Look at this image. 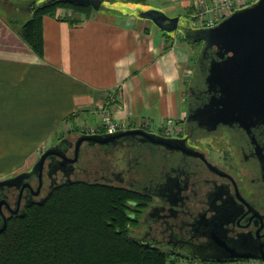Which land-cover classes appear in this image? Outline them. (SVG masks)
I'll list each match as a JSON object with an SVG mask.
<instances>
[{
  "label": "flooded vegetation",
  "instance_id": "obj_1",
  "mask_svg": "<svg viewBox=\"0 0 264 264\" xmlns=\"http://www.w3.org/2000/svg\"><path fill=\"white\" fill-rule=\"evenodd\" d=\"M183 123L176 136L154 131L162 142L141 135L117 145H78L85 132L58 139L60 154L48 157L42 172L31 167L19 185L0 188V228L5 227L0 236L11 220L44 203L58 185L96 181L138 195L128 204L129 236L144 247L164 250L170 260L201 261L188 254L206 252L207 229L216 225L231 238L256 235L259 228L264 240V126L248 131L221 125L208 131L193 121ZM220 131L229 134L237 164L230 160L227 167L213 158L215 146L206 139Z\"/></svg>",
  "mask_w": 264,
  "mask_h": 264
},
{
  "label": "crops",
  "instance_id": "obj_2",
  "mask_svg": "<svg viewBox=\"0 0 264 264\" xmlns=\"http://www.w3.org/2000/svg\"><path fill=\"white\" fill-rule=\"evenodd\" d=\"M113 1L109 9L90 16L62 6L44 15L45 56L41 58L22 32L29 13L18 5L31 0H10L18 7L13 13L16 18L6 19L8 15L0 13L2 103L17 102L21 111L28 112L21 114L24 117L62 116L90 112L118 88L114 114L129 128H141V121L147 119L152 124L149 130L160 131L168 116L183 126L196 47L201 42L185 35L186 28L199 26L189 17L184 21V15L192 12L197 0ZM150 7L179 15L183 30L168 33L141 17L139 11ZM176 264L191 261L177 259Z\"/></svg>",
  "mask_w": 264,
  "mask_h": 264
},
{
  "label": "water",
  "instance_id": "obj_3",
  "mask_svg": "<svg viewBox=\"0 0 264 264\" xmlns=\"http://www.w3.org/2000/svg\"><path fill=\"white\" fill-rule=\"evenodd\" d=\"M60 0H31L29 10L41 4ZM68 3L89 4L94 10L102 0H62ZM140 16L151 19L159 28L173 33L181 26L179 15H169L155 7L139 11ZM185 35L195 42H202L198 57L202 76L200 84L190 87L186 122H196L200 128L215 131L221 125H238L248 131L264 126V0H256L246 7L238 8L215 26L186 28ZM146 136L162 142V136L145 128L118 129L114 132L81 133L78 145H117L132 136ZM58 144L51 145L33 165L31 172L43 171L48 157L60 154ZM31 172L0 180L2 186H15L28 178ZM24 216V214H23ZM5 227L0 228L2 231ZM209 240L206 252L200 256L188 255L201 261L264 260V240L259 228L256 235L245 232L239 238H231L220 226L207 229ZM206 232V230H205ZM211 245V246H209ZM192 254V255H191Z\"/></svg>",
  "mask_w": 264,
  "mask_h": 264
},
{
  "label": "trees",
  "instance_id": "obj_4",
  "mask_svg": "<svg viewBox=\"0 0 264 264\" xmlns=\"http://www.w3.org/2000/svg\"><path fill=\"white\" fill-rule=\"evenodd\" d=\"M27 4L18 5L29 13L22 32L41 58L44 15L62 6L90 16L93 8L60 0L31 11ZM137 199L132 190L102 182L58 185L44 203L9 222L0 236V264H176L164 250L129 236L128 204Z\"/></svg>",
  "mask_w": 264,
  "mask_h": 264
},
{
  "label": "rangeland",
  "instance_id": "obj_5",
  "mask_svg": "<svg viewBox=\"0 0 264 264\" xmlns=\"http://www.w3.org/2000/svg\"><path fill=\"white\" fill-rule=\"evenodd\" d=\"M255 1L256 0H250L251 3ZM135 2L137 1L135 0ZM12 3L13 2H10V0H0V13L4 16L8 15L6 19L11 17L16 18V16H13V13L18 7L14 6ZM113 3H115L113 0H103V5L97 11L107 10L114 5ZM137 3L141 4L140 2ZM196 3L192 11L195 10ZM27 5L25 6L27 7ZM94 12H96V10L92 8V13ZM192 13L193 12H190L188 16L186 13L184 15L186 16L184 21L187 17L191 18ZM200 24L201 23L197 22L196 25L199 26ZM202 49V43L200 42L196 47L197 52L195 54L197 59ZM198 66L197 60L193 67L194 77L189 86V93L192 85L202 82V76ZM113 91H116V95L114 101H111L110 97L111 94L114 93ZM107 96V102L104 101L96 105L90 112L87 110H78L77 112L62 116L53 114L28 117L21 116V114L28 112L21 111L17 106V102L13 105L2 103L0 96V180L16 175L21 171L29 170L31 167L34 168L32 165L41 156L40 154L43 150L55 144L58 139L64 136L76 135L81 132H104L105 128L102 123L104 113L107 114L108 112L112 115L111 117L113 120H118L114 113L118 109L117 100L119 99V89L114 88L110 90ZM32 110L36 111L34 109H31V111ZM143 120L148 121L147 119ZM215 136L214 138L206 139V143L212 141V146H215L214 148L216 150L212 155L213 158L226 164L225 166L227 167L230 164V160H234L237 164L235 146L230 141L229 134L220 131V133ZM239 171L240 170L237 169L236 174L241 176ZM172 260L176 261L177 259L172 258Z\"/></svg>",
  "mask_w": 264,
  "mask_h": 264
},
{
  "label": "built area",
  "instance_id": "obj_6",
  "mask_svg": "<svg viewBox=\"0 0 264 264\" xmlns=\"http://www.w3.org/2000/svg\"><path fill=\"white\" fill-rule=\"evenodd\" d=\"M250 0H197L196 8L193 13L191 14V19L195 24L197 22L201 23L199 27H206L210 28V26H215L222 22V19L230 15L234 12V10L238 8L246 7V5L250 4ZM198 26V25H196ZM111 94V101H114L116 91ZM104 113V112H103ZM102 113V114H103ZM103 114V127L107 132H114L118 129H128L129 125L122 120H113L112 115L107 112ZM143 128H150L152 127L149 121H141ZM161 126V133L164 135L169 136H176L178 130L180 128V123L171 116L165 118V120L160 123ZM264 264L262 260H234V261H225V262H216V261H209V262H201V261H191V264Z\"/></svg>",
  "mask_w": 264,
  "mask_h": 264
}]
</instances>
